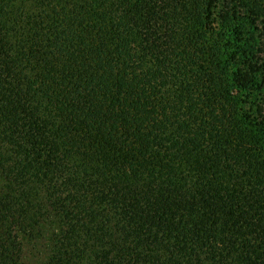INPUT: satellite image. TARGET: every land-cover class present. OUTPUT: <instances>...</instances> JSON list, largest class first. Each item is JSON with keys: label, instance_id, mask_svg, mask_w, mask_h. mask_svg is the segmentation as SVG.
Returning a JSON list of instances; mask_svg holds the SVG:
<instances>
[{"label": "trees", "instance_id": "1", "mask_svg": "<svg viewBox=\"0 0 264 264\" xmlns=\"http://www.w3.org/2000/svg\"><path fill=\"white\" fill-rule=\"evenodd\" d=\"M39 238L264 264V0H0V264Z\"/></svg>", "mask_w": 264, "mask_h": 264}, {"label": "rangeland", "instance_id": "2", "mask_svg": "<svg viewBox=\"0 0 264 264\" xmlns=\"http://www.w3.org/2000/svg\"><path fill=\"white\" fill-rule=\"evenodd\" d=\"M257 93L251 96L252 102L263 98V96H260V99H258ZM24 252L26 264H44L47 257V240L45 238H39L35 241L25 240Z\"/></svg>", "mask_w": 264, "mask_h": 264}]
</instances>
